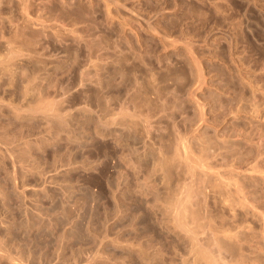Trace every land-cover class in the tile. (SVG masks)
Wrapping results in <instances>:
<instances>
[{"label": "rangeland", "instance_id": "1", "mask_svg": "<svg viewBox=\"0 0 264 264\" xmlns=\"http://www.w3.org/2000/svg\"><path fill=\"white\" fill-rule=\"evenodd\" d=\"M23 1L2 0L0 57L7 52L9 40L19 43L31 40L40 28L23 17ZM30 10L46 17L50 25L56 19L51 29L60 32L65 26L73 27L71 16L78 17L81 22L75 29L93 33L95 46L100 42L105 44L108 33L122 35L125 51L115 47L116 40L108 42L111 56H117V52L123 54L119 53L125 60L124 77L114 68L103 69L109 58L103 57L91 67L92 77L86 83L93 89L91 92L96 88L99 93L112 96L115 106H118L116 97H123L132 112L148 114L150 127L138 119L137 123L127 120L120 141L113 138L110 147H106L102 140L97 147L94 117L96 112L104 110L105 104L99 105L92 93L90 96L81 93L79 72L71 78L65 77L62 84L46 92L50 98L64 102L69 125L56 124L47 129L43 128L40 118H26L20 123H37L40 137H32L28 147L19 146L11 157L7 147L0 146V264H83V260L84 264H96L92 254L97 250H104L103 254L113 253V256L119 253L113 243L101 240L106 227L109 225L122 238L134 236L133 215L141 210L150 218L149 221L137 220L138 230H150L148 224L151 223L153 230L161 232L159 219L153 217L149 207L152 204L155 210L158 206L159 217L164 190L158 179H153L152 171L154 173V165L160 158V150L174 146L180 136L191 138L197 145L207 139L228 136L226 139L230 137L235 151L251 150L244 158L246 162L255 157L259 143H264V0H74L72 5L62 0H33ZM11 15L20 18L21 23L25 20L22 23L25 25L12 31L7 19ZM149 24L155 30L149 28ZM246 32L253 37L249 38ZM26 67V75L30 76L36 62ZM97 70L106 80L113 81L112 87L90 85L97 80ZM0 76V99L26 103L23 100L25 76L19 75L15 82L6 74ZM204 108L208 112L207 121L212 125L204 122L199 126L200 110ZM7 115H12L9 106L0 105V125L7 123ZM219 124L229 125L227 135ZM211 127L216 129L213 131ZM4 136L0 138L8 140ZM20 160L26 161L30 170L20 169ZM124 175L134 190L122 196L120 202L131 212L121 219L117 209V217L115 213L109 218L108 198L112 200L111 208L115 207L114 196L120 195L118 184ZM243 175L249 181L250 175ZM149 178L152 182L148 184ZM184 180L191 182L193 177L187 175ZM218 197L214 196L210 202L218 201ZM227 211L221 209L228 217ZM248 218L252 220L251 216ZM100 264L105 262L100 261Z\"/></svg>", "mask_w": 264, "mask_h": 264}, {"label": "bare ground", "instance_id": "2", "mask_svg": "<svg viewBox=\"0 0 264 264\" xmlns=\"http://www.w3.org/2000/svg\"><path fill=\"white\" fill-rule=\"evenodd\" d=\"M32 1L33 0L23 1L22 15L26 18L27 22L38 24L40 26L39 30L34 32V38L31 40L29 39L26 41L25 39V41L20 43L16 40H9L7 52L0 57V74L8 75L12 82H15L14 80L19 75L25 76L23 79L25 83L23 100H26V103L22 104L20 102L16 103L13 100L6 101L0 99V105L9 106L10 113L12 114L6 116L5 119L7 120V123L0 125V135L4 134L6 138H8V140H5V138L3 139V137L2 139L0 138V146L3 144L7 147V152H10H8L10 154L9 156H13L21 145L28 147L29 141L32 137L38 136L41 133L40 130L38 131L39 125L37 123H32L30 125L23 123L22 125L20 121L23 119L30 117L36 119L40 118L44 123L43 128L47 129L53 126L55 127L56 124L62 126L69 125L67 110L63 105L64 102H62V100L50 98L46 92L55 89L58 84H62L65 77H73L75 72H79L81 75V79L79 80V85L83 87L81 93L86 96H90L92 93V98H95L99 105L105 104L104 110L101 113L96 112L94 117V135L98 138L95 142L97 147L102 140L106 147H110V141H112L113 138L116 139V141H120L124 135V129L127 128V120L137 123L135 120L138 119L147 124V127H150L148 114L143 115L132 112L125 104L123 97H116L118 106H115L113 102L114 98L112 96H105L96 91V88L94 89V92H91L93 89L88 87V83H86L87 80H91L92 77L91 67L96 63L98 58L101 59L103 57H109L105 60L106 62L102 67L103 69L111 70L114 68L120 73L122 78L124 77V69L126 66L125 60L120 57V54L122 53L117 52V56H111L109 54L110 44L108 42L109 39L116 40L115 47L120 51H125L123 50L125 49V44H121L123 38L122 35L108 33L107 40L105 39L104 41L105 44L100 42L99 45L95 46L93 33L81 32L80 30L78 31L75 29V25L81 22L78 17H70L73 22L72 28L70 25V28H65V24L64 31L62 32L54 28L51 29V26L54 25V20L52 21V25H50V22L46 17L43 18L44 16L39 15L38 13L37 15L32 13L30 10V3ZM62 1L71 5L74 2V0ZM2 3V0H0V5H3ZM128 15L131 17L134 16L133 14ZM7 19L12 31H14L13 29L19 28V26L25 21L21 20L23 21L21 23L20 18L12 15L8 16ZM61 23L62 22L58 21V24ZM149 25V28L155 30L153 29V26L151 27L152 24ZM246 34L249 38L253 37L250 32H246ZM108 54L109 56H107ZM112 57L113 59H111ZM32 61L36 62V69L32 74H29L30 76H28L26 75L28 72H25L26 68H28L26 66ZM95 77H97V80L92 81L90 85H97L98 87L113 86V81L111 79L106 80L101 71L97 70ZM62 87L63 86H61V88ZM200 114L199 117H201V123L199 126H202L204 122L210 123V121H207L206 116L208 112L205 111V108L202 109V111L200 110ZM193 115H195L194 112ZM193 115L190 116L192 117ZM213 119L214 121L216 120L214 117ZM17 124H19L20 127L17 128ZM213 126L215 127V125ZM221 126V131L226 134L229 125ZM211 128L213 131L216 129L213 127ZM205 129L206 131L209 130V128ZM235 135L237 136L236 131ZM99 136L102 139L99 138ZM218 137L219 138L215 140L207 139L205 143L197 145L191 140V138L187 139L180 136L174 146H168L169 148L165 150L166 152L160 150L161 155L154 165V173L152 171V174L155 175V178L153 179H158L162 185L160 186L164 190V196L162 195L163 198L159 197L162 198L160 202L163 208L159 209L160 211L158 210L159 217H157L158 212L156 210L158 206L154 210V208L151 207V204L149 208L151 210L150 212L153 213V217L159 219V230L163 233L153 230L151 223L148 224L150 230H147L149 232L147 230H138L136 227L138 225H136V221L142 219H144L143 221H149L150 218L147 213L142 212L143 210L138 214L133 215L135 223L132 224L131 222L133 226L131 227L132 231L135 233L134 236L130 235L131 237L122 238L120 233H114L113 229L105 224L107 227L105 226L106 229L101 235V240H107L113 243L118 248L119 253L117 255L114 254L113 256V253L103 254L104 250L102 252L97 250V253L95 251L96 254H92V256L94 255V259L92 257L89 258V262L90 259H93L92 261L96 264H100V261L103 263L105 262V264H264V202H261L264 198V143H259L260 148L257 153H255V157H253L250 162H246L244 158L250 154L251 150H249L250 152H244L241 148L240 150L235 151L234 145L229 141L230 137L228 139H226L228 136H221V138L220 136ZM263 140L264 139H262V142ZM145 143L146 139L142 141L143 146ZM164 145L166 146L167 144ZM101 149L99 148V150ZM4 154L7 156V153ZM109 155L110 154L107 155L108 159L110 157ZM14 162L16 163V161ZM15 163L13 168L15 167ZM18 163H20V169L26 168L30 170L31 168L26 166V161L20 160ZM243 174L250 175L248 176L249 181L243 178ZM21 175L23 174L21 173ZM187 175L193 177L191 182L184 180V176ZM126 176L128 175L126 174ZM126 176L123 177L122 181H117V183L119 182L118 188L121 192L119 196H114L115 207L111 208L112 200L110 196L108 198L107 209L109 218L111 217L110 215H115L117 209H119L118 218H121L123 215L127 216V212H131V210L128 211L130 208L125 207L122 205L123 203L120 202L122 196L125 197L127 193H131V191L134 190L129 185ZM150 181L152 182L149 178V181L146 182L149 184L151 183ZM93 184L95 186L98 185L96 182ZM157 184L159 185V183ZM111 185L113 184L111 183ZM159 193L162 192L159 191ZM105 195L107 196V194ZM214 196H219V200L211 203L210 200ZM140 197L142 198V196ZM156 201L157 200L155 199V202ZM146 205L149 204L146 203ZM80 208V210L83 209V207ZM224 208L229 211L228 217L226 215L224 216L221 212V209L223 210ZM138 211L139 210L137 209V212ZM115 216L117 217V213ZM249 216H251L255 224L252 220H249ZM102 217L105 216L103 215ZM94 234L96 235L98 233ZM98 235L100 236V234ZM99 236L97 237L98 239ZM100 244H102L101 241ZM98 248H100V245ZM83 261V264L86 263L85 260Z\"/></svg>", "mask_w": 264, "mask_h": 264}]
</instances>
